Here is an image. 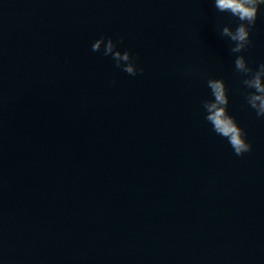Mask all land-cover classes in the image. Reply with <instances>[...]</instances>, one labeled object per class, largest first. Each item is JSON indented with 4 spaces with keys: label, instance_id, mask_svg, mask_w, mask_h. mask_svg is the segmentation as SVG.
I'll return each mask as SVG.
<instances>
[{
    "label": "water",
    "instance_id": "obj_1",
    "mask_svg": "<svg viewBox=\"0 0 264 264\" xmlns=\"http://www.w3.org/2000/svg\"><path fill=\"white\" fill-rule=\"evenodd\" d=\"M214 0H0V264H264V6L232 53ZM128 50L135 76L92 51ZM208 78L251 151L205 119Z\"/></svg>",
    "mask_w": 264,
    "mask_h": 264
},
{
    "label": "clouds",
    "instance_id": "obj_2",
    "mask_svg": "<svg viewBox=\"0 0 264 264\" xmlns=\"http://www.w3.org/2000/svg\"><path fill=\"white\" fill-rule=\"evenodd\" d=\"M261 6H264V0H214V7L218 12L228 13L239 21L234 29L224 24L220 30L222 37H227L233 42L230 48L232 53H241L251 45L250 32ZM102 44L103 55H110L116 66L127 74L135 76L138 71H143L142 68H137L129 51H120L111 37L105 39L101 36L96 39L91 45L92 51H100ZM234 69L242 75L241 83L245 89L251 90L245 94L248 106L255 110L258 117H264V62L253 69L243 55H236ZM207 87L211 91L212 99L201 102L206 121L211 124L218 136L228 141L237 156L250 152L251 144L245 139L246 133L227 112L228 96L223 79L208 78Z\"/></svg>",
    "mask_w": 264,
    "mask_h": 264
}]
</instances>
